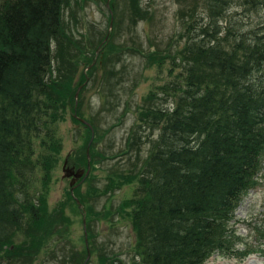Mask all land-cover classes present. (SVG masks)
<instances>
[{"label":"trees","instance_id":"obj_1","mask_svg":"<svg viewBox=\"0 0 264 264\" xmlns=\"http://www.w3.org/2000/svg\"><path fill=\"white\" fill-rule=\"evenodd\" d=\"M68 1L0 0V264H12L13 235L41 219L38 187L50 180L60 146L61 99L52 95L50 76ZM131 3L141 16L140 0ZM198 3L173 56V81L162 87L172 107L146 113L162 132L133 197L142 264H205L216 252L239 259L251 253L233 249L230 221L260 183L264 33L220 20L234 5L264 7V0H202L203 18Z\"/></svg>","mask_w":264,"mask_h":264},{"label":"rangeland","instance_id":"obj_2","mask_svg":"<svg viewBox=\"0 0 264 264\" xmlns=\"http://www.w3.org/2000/svg\"><path fill=\"white\" fill-rule=\"evenodd\" d=\"M196 1L140 0L142 17L133 13L131 0L65 4L62 45L52 44L50 76L52 95L62 100L54 133L60 146L50 180L38 187L44 195L38 205L41 219L17 231L8 244L12 264H142L133 197L162 132L146 113L172 107L162 87L172 80L169 69L187 41L188 10ZM201 6L199 0L203 18ZM220 21L238 26L237 31L264 33V7L234 5ZM75 114L92 125V141V129ZM67 158L85 170L90 163L73 192L63 171ZM259 179L230 221L233 249L252 253L241 260L216 252L205 264H264L259 229L264 231V157Z\"/></svg>","mask_w":264,"mask_h":264},{"label":"water","instance_id":"obj_3","mask_svg":"<svg viewBox=\"0 0 264 264\" xmlns=\"http://www.w3.org/2000/svg\"><path fill=\"white\" fill-rule=\"evenodd\" d=\"M81 88V87H80ZM80 88L78 89V91L80 90ZM78 91L76 93V96L78 97ZM83 123H85L86 125H88L91 129H92V139L91 141L93 140V128H92V125L90 124V122H88L87 120L83 119V118H79ZM87 155L89 157L90 155V152H89V146H88V149H87ZM68 158L65 160L64 162V165H63V171H64V176L65 177H72L71 181H70V185L72 187V192H73V189L75 187V181L77 179H80V178H84L85 176H87L89 174V170H90V163L88 162V168L87 170L83 169V168H79V169H75L74 166H68Z\"/></svg>","mask_w":264,"mask_h":264},{"label":"flooded vegetation","instance_id":"obj_4","mask_svg":"<svg viewBox=\"0 0 264 264\" xmlns=\"http://www.w3.org/2000/svg\"><path fill=\"white\" fill-rule=\"evenodd\" d=\"M68 165L69 166H74V165H70L69 163H68ZM74 168L77 170V168L74 166ZM72 179V177H70V180ZM79 179H77L76 181H75V183H78L77 181H78Z\"/></svg>","mask_w":264,"mask_h":264}]
</instances>
